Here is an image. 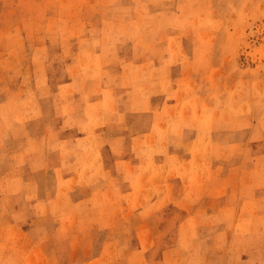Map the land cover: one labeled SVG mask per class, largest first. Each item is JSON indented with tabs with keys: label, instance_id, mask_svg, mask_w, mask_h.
<instances>
[{
	"label": "crops",
	"instance_id": "obj_1",
	"mask_svg": "<svg viewBox=\"0 0 264 264\" xmlns=\"http://www.w3.org/2000/svg\"><path fill=\"white\" fill-rule=\"evenodd\" d=\"M225 2L93 15L0 137V264H264V82Z\"/></svg>",
	"mask_w": 264,
	"mask_h": 264
},
{
	"label": "rangeland",
	"instance_id": "obj_2",
	"mask_svg": "<svg viewBox=\"0 0 264 264\" xmlns=\"http://www.w3.org/2000/svg\"><path fill=\"white\" fill-rule=\"evenodd\" d=\"M225 3L235 5L225 13L235 21L227 30L237 39L239 66L244 65L246 69L254 64L250 76L258 83L264 82V78L261 80L264 71V0H226ZM117 5L118 0H0L2 139L11 129L13 120L21 121L18 116L13 118L11 111H16L18 106L22 108V100L27 108L35 97H52L57 66L61 58L70 60L76 51L86 50L85 37L94 33L90 28L93 15L101 10V16L106 17L105 8ZM8 99L14 104L9 108ZM17 147L14 145L12 149ZM1 150L5 152L4 147ZM141 259H144V253Z\"/></svg>",
	"mask_w": 264,
	"mask_h": 264
}]
</instances>
